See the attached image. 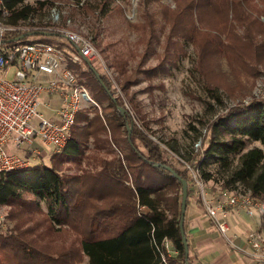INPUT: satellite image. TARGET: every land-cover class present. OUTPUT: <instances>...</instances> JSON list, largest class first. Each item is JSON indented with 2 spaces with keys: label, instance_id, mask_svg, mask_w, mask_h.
Returning <instances> with one entry per match:
<instances>
[{
  "label": "trees",
  "instance_id": "obj_1",
  "mask_svg": "<svg viewBox=\"0 0 264 264\" xmlns=\"http://www.w3.org/2000/svg\"><path fill=\"white\" fill-rule=\"evenodd\" d=\"M162 1L139 0L142 20L131 24L138 32L137 47L142 46L144 57L154 53L159 27L167 30L153 71L165 72V64L172 63L183 45L181 39L190 42L197 54L195 70L204 77L210 97L219 100L221 94L208 80L209 62L214 57H225L233 71L238 62L247 69L264 62V42L259 39L264 36V0H172L174 6ZM155 3L159 9L152 11ZM4 6L8 11L5 24L31 25L36 7L25 0H4ZM100 9L107 11L105 5ZM30 31L61 35L34 29L7 35L5 41H17ZM19 40L29 41L28 37ZM55 45L63 47L61 42ZM127 65L124 58L114 62L124 78L123 88L130 83ZM81 75L79 82L91 94L109 100L112 115H100L96 109L94 118H87L84 126L75 124L68 145L52 154L51 165L0 176V204L10 207L8 216L15 220L10 231L0 228V264H79L84 257L87 264H166L157 250L165 238L178 251L168 258V264H194L190 253H185L180 230L182 184L161 165L173 167L187 180L189 200L188 171L180 170L168 152L133 121L122 97H113L116 90L106 75L91 64ZM208 132L213 134L206 141ZM220 133L228 140L217 141ZM244 137L264 146V97L238 104L218 118L211 131L206 130L197 153L203 157L201 161L211 155L228 156L241 150ZM90 140L93 147L86 148ZM64 161L73 166L67 170L76 167L80 172H64ZM232 179L244 182L246 190L264 200L263 149L244 153ZM185 235L188 240L186 230ZM188 245L190 251L189 240Z\"/></svg>",
  "mask_w": 264,
  "mask_h": 264
},
{
  "label": "rangeland",
  "instance_id": "obj_2",
  "mask_svg": "<svg viewBox=\"0 0 264 264\" xmlns=\"http://www.w3.org/2000/svg\"><path fill=\"white\" fill-rule=\"evenodd\" d=\"M25 2L36 7L31 25L26 27H38L36 30L59 33L73 31L94 42L99 58L87 64L85 68L69 61L66 62V67L76 72L78 79H82L81 73L88 69L90 64L99 73L106 75L111 81L112 88L116 90L115 93H119L117 96H114V93L113 97H122L123 107L129 111L133 121L162 148L161 144L171 150L175 157L172 156L170 159L173 158V162L180 170H187L192 180L197 173L209 196L217 195L222 189H234L245 185L242 181H233V172L240 167L241 156L248 150L261 148L264 151V146L260 142L244 137L241 139L243 146L240 151L228 156L223 155L222 158L211 155L201 161L203 157L200 158L197 152L201 148L206 130L210 128L211 131V126L218 118L224 117L230 108L241 103L247 104L254 98L264 97V62L257 67L253 65L251 69L241 67L238 62L237 71H233L225 57L220 60L214 57L213 62H209L208 68L212 70L209 72L208 80L221 94L219 100H215L209 95L204 77L195 70L197 54L190 42L181 39L183 45L177 50L172 63L165 64V72L160 69L153 71L160 61L158 56L163 52L161 43L167 30L163 29V25L162 30L159 27V40L154 46V53L148 57L141 55L142 46L137 47L138 32L131 26L142 20V11L137 5L139 0H25ZM162 3L174 6L172 0H163ZM104 5L106 12L100 9V6ZM151 8L152 11H156L159 5L155 3ZM261 20L264 21V16ZM40 36L54 41L55 44L61 42L63 50L76 49L74 44L62 35ZM28 39L35 40V36H28ZM259 39L264 42V36H259ZM118 58L128 60L126 71L130 83L124 88V78L122 79L114 66ZM87 90L97 105H91L78 113L77 127L84 126L87 118H94L96 109L100 115L106 113L107 116L112 115L109 100L104 97L98 99L89 89ZM39 112L44 116L50 114V110L44 105L40 106ZM211 133L213 134L207 133L206 141L212 138ZM216 137L220 142L228 140L222 133L216 134ZM36 143L42 145L39 139ZM85 146L92 148V140ZM30 149L28 146L24 147L20 154L30 161L32 167L42 168L51 165L52 149L43 147L40 155H36ZM86 151L88 153V149ZM117 153L123 156L120 151ZM184 161L188 165L184 164ZM61 164L66 173L80 172L76 167L67 170L66 168L73 167L69 162L64 161ZM192 180L190 186L192 196L197 202H202L201 192L196 182ZM41 206L47 209L44 202H41ZM9 210L10 207H7L9 223L7 230L3 229L5 231H10L15 224V220L8 216ZM257 217L260 216L253 218ZM261 218L264 220V217ZM255 230H251L247 237ZM79 264H87V258L84 257Z\"/></svg>",
  "mask_w": 264,
  "mask_h": 264
},
{
  "label": "built area",
  "instance_id": "obj_3",
  "mask_svg": "<svg viewBox=\"0 0 264 264\" xmlns=\"http://www.w3.org/2000/svg\"><path fill=\"white\" fill-rule=\"evenodd\" d=\"M7 14L4 0H0V176L32 168L30 161L18 152L24 147L28 146L32 152L40 155L43 147L58 153L68 145L78 113L97 103L90 97L85 85L79 82L76 72L66 67V62L85 68L100 56L90 38L73 31H63L61 35L77 47L76 51L63 50L41 38L7 42V35L38 29L28 28L27 25H7L3 20ZM44 95H55L60 99L56 119L39 112ZM37 139L41 140L42 145H36ZM161 145L170 158L175 157L171 150ZM184 164L188 165L185 161ZM194 179L191 180L196 182L201 192L207 214L229 241L231 238L227 235L231 229L229 218L232 211H243L251 218L264 217V200L254 197L251 191L237 186L209 196L197 173ZM7 207L0 204V228L5 230L9 223ZM140 210L145 211L146 207L140 206ZM246 245L250 248L249 255L264 263V230L249 234ZM157 250L166 264L169 257L178 253L168 238ZM241 250L245 251L244 248Z\"/></svg>",
  "mask_w": 264,
  "mask_h": 264
},
{
  "label": "crops",
  "instance_id": "obj_4",
  "mask_svg": "<svg viewBox=\"0 0 264 264\" xmlns=\"http://www.w3.org/2000/svg\"><path fill=\"white\" fill-rule=\"evenodd\" d=\"M42 101V105L50 110L46 117L56 119L60 99L55 95H44ZM12 150L15 152V149ZM229 224L231 229L227 236L231 241L217 230L214 221L205 210L203 200L197 202L193 196L189 198L184 227L191 246L190 257L194 264H264L249 255L250 248L246 245V237L251 230H264V220L261 217H248L243 211H232Z\"/></svg>",
  "mask_w": 264,
  "mask_h": 264
},
{
  "label": "water",
  "instance_id": "obj_5",
  "mask_svg": "<svg viewBox=\"0 0 264 264\" xmlns=\"http://www.w3.org/2000/svg\"><path fill=\"white\" fill-rule=\"evenodd\" d=\"M33 35H46V36H49L51 34L49 32H44V31H33V32L30 31V32H28L26 34H23L20 37H18L17 41H19V39H23L25 37L33 36ZM158 166H160V165H158ZM161 167L169 170L172 173V175L176 179H178V181H180L181 184H182L180 230H181V233H182L185 253L188 256L190 251H189L188 240H187V237L185 235V228H184L185 215H186V210H187L188 190H189L188 182H187L186 179H184L182 176H180V174L177 173L176 170L173 167L166 166V165H161Z\"/></svg>",
  "mask_w": 264,
  "mask_h": 264
}]
</instances>
